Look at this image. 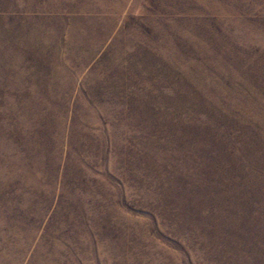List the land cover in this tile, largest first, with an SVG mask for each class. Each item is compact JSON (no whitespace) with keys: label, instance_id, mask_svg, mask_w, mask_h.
Masks as SVG:
<instances>
[{"label":"rangeland","instance_id":"374dc122","mask_svg":"<svg viewBox=\"0 0 264 264\" xmlns=\"http://www.w3.org/2000/svg\"><path fill=\"white\" fill-rule=\"evenodd\" d=\"M0 264H264V0H0Z\"/></svg>","mask_w":264,"mask_h":264}]
</instances>
